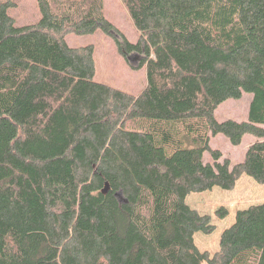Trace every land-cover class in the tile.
Segmentation results:
<instances>
[{
  "label": "trees",
  "instance_id": "trees-1",
  "mask_svg": "<svg viewBox=\"0 0 264 264\" xmlns=\"http://www.w3.org/2000/svg\"><path fill=\"white\" fill-rule=\"evenodd\" d=\"M120 1L134 43L104 0H36L21 26L0 1V264H264V203L238 210L211 254L194 235L215 226L186 201L243 175L264 185V0ZM100 30L143 55L139 95L95 81L92 47L66 42ZM243 93L247 119L219 122ZM216 135L255 140L232 163Z\"/></svg>",
  "mask_w": 264,
  "mask_h": 264
},
{
  "label": "rangeland",
  "instance_id": "rangeland-1",
  "mask_svg": "<svg viewBox=\"0 0 264 264\" xmlns=\"http://www.w3.org/2000/svg\"><path fill=\"white\" fill-rule=\"evenodd\" d=\"M0 1L12 3L9 14L18 26L32 24L39 17L36 0ZM104 15L128 41L131 43L137 41L138 32L120 0H104ZM66 42L73 48L92 47L95 81L133 96L139 95L144 89L146 72L144 67L139 66L143 55L136 54L139 59L128 61L118 52L115 38L112 35L101 30L87 35L70 34L66 36ZM251 99V94L243 93L238 100L224 101L215 110V118L219 122L229 119L245 121ZM254 140V137L245 135L239 145L233 146L224 136L216 135L211 138L210 145L212 148L219 149L223 158H229L232 163H238L243 159L249 144ZM203 160H209V156L205 154ZM186 201L188 206L199 214L210 216V223L215 226V231L210 235L198 232L194 235V241L200 251L213 254L218 249L221 232L233 223L235 213L251 205L264 203V185L257 184L250 177L243 175L232 191L214 188L209 192L191 194ZM221 207L228 211V217L223 220L215 216V212Z\"/></svg>",
  "mask_w": 264,
  "mask_h": 264
},
{
  "label": "water",
  "instance_id": "water-1",
  "mask_svg": "<svg viewBox=\"0 0 264 264\" xmlns=\"http://www.w3.org/2000/svg\"><path fill=\"white\" fill-rule=\"evenodd\" d=\"M127 59H128V61H135V60H137V59H139V58H138L137 55H133L132 57H131V55H129V56L127 57Z\"/></svg>",
  "mask_w": 264,
  "mask_h": 264
}]
</instances>
